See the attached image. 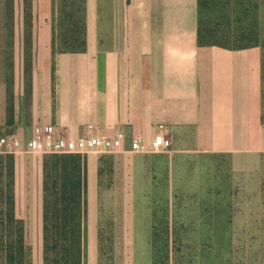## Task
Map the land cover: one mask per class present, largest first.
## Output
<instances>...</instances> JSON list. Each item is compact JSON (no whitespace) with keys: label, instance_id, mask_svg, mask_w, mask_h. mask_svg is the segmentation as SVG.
<instances>
[{"label":"crops","instance_id":"obj_1","mask_svg":"<svg viewBox=\"0 0 264 264\" xmlns=\"http://www.w3.org/2000/svg\"><path fill=\"white\" fill-rule=\"evenodd\" d=\"M85 5L86 47L79 53H52V0H31V34L22 31V0H14L15 31H4L1 18L0 133L24 141L50 126L55 140L72 143L88 135L120 136V154L131 152L133 140L149 146L162 133L172 145V138L184 133L202 152L263 159L262 48L200 46L197 0H86ZM86 160L90 194L100 163L97 157ZM31 180L26 163L27 236ZM86 197V264H98L103 224L95 196Z\"/></svg>","mask_w":264,"mask_h":264},{"label":"rangeland","instance_id":"obj_2","mask_svg":"<svg viewBox=\"0 0 264 264\" xmlns=\"http://www.w3.org/2000/svg\"><path fill=\"white\" fill-rule=\"evenodd\" d=\"M218 1L208 18L228 12ZM256 2L264 50V0ZM1 18L7 32L4 6ZM22 156L31 164L35 154ZM84 156L100 163L86 192L103 224L98 264H264V156L202 152L184 133L166 151Z\"/></svg>","mask_w":264,"mask_h":264},{"label":"trees","instance_id":"obj_3","mask_svg":"<svg viewBox=\"0 0 264 264\" xmlns=\"http://www.w3.org/2000/svg\"><path fill=\"white\" fill-rule=\"evenodd\" d=\"M1 1L7 33H12L14 0ZM22 1L24 33L31 34V0ZM85 3L52 0L53 54L85 51ZM223 4L221 9L228 12L208 18L206 15L219 1L197 0L198 44L226 49L258 46L261 29L256 0L251 6L243 0H224ZM233 13L235 20L230 19ZM262 31L264 35V28ZM10 122L8 117L7 124ZM84 155H35L32 159L33 217L29 237L24 215L26 160L20 154L0 153V264H83L87 192Z\"/></svg>","mask_w":264,"mask_h":264},{"label":"built area","instance_id":"obj_4","mask_svg":"<svg viewBox=\"0 0 264 264\" xmlns=\"http://www.w3.org/2000/svg\"><path fill=\"white\" fill-rule=\"evenodd\" d=\"M171 140L165 134L156 135L150 145L133 140L130 151L136 153H151L166 151L170 148ZM122 147V138H102L98 135H88L78 138L74 143L65 140H55L52 128L45 126L41 132L28 140H20L8 133H0V153L11 154H89L116 153Z\"/></svg>","mask_w":264,"mask_h":264}]
</instances>
